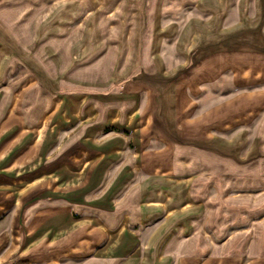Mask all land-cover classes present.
<instances>
[{
	"label": "crops",
	"instance_id": "obj_1",
	"mask_svg": "<svg viewBox=\"0 0 264 264\" xmlns=\"http://www.w3.org/2000/svg\"><path fill=\"white\" fill-rule=\"evenodd\" d=\"M0 264H264V0H0Z\"/></svg>",
	"mask_w": 264,
	"mask_h": 264
}]
</instances>
